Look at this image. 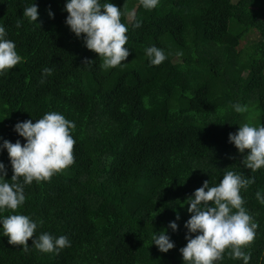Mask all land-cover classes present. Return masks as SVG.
Wrapping results in <instances>:
<instances>
[{
    "label": "trees",
    "instance_id": "1",
    "mask_svg": "<svg viewBox=\"0 0 264 264\" xmlns=\"http://www.w3.org/2000/svg\"><path fill=\"white\" fill-rule=\"evenodd\" d=\"M34 2L37 23L23 17ZM66 2L0 0V25L22 57L0 75V144L25 143L15 124L50 111L75 123L74 163L25 185L26 201L16 210L37 221L34 237L66 235L71 246L45 253L30 239L24 251L0 234V264H184L191 213L183 201L226 171L255 177L240 192L257 224L244 251L249 264H264V204L256 197L264 195V168H246L229 143L239 125H264V0H160L153 10L139 0H110L124 13L130 55L107 70L66 25ZM133 9L135 16L127 15ZM252 33L259 39L243 45ZM152 45L167 56L158 66L145 54ZM85 58L93 62L85 65ZM45 67L53 72L41 83ZM235 103L247 112L236 113ZM0 162L11 183L6 149ZM172 221L177 231L168 227ZM165 230L175 243L167 253L152 245L153 233ZM216 264L243 261L226 250Z\"/></svg>",
    "mask_w": 264,
    "mask_h": 264
},
{
    "label": "clouds",
    "instance_id": "2",
    "mask_svg": "<svg viewBox=\"0 0 264 264\" xmlns=\"http://www.w3.org/2000/svg\"><path fill=\"white\" fill-rule=\"evenodd\" d=\"M159 3L160 0H139V4L146 10L155 9ZM23 9V17L37 23L38 5L34 2ZM64 11L68 13L66 25L77 37H82L87 49L99 54L102 69L122 66V62L127 61L130 55L126 47L129 28L121 20L124 13L120 7L110 0H67ZM127 15L134 17L135 9ZM49 16L54 18L51 10ZM21 26L22 21L18 20L16 27ZM134 27H141L140 22ZM6 37V29L0 25V75L22 60L15 42ZM145 54L152 66H158L167 59L165 52L155 45L145 48ZM92 62L85 58V65ZM52 72V68L45 67L41 83L44 82L43 77L52 75ZM232 108L236 113L248 110L246 105L239 103L233 104ZM74 129L73 121L59 112L50 111L35 122L29 119L15 124L14 130L25 138V143L22 144L20 140L15 143L3 140L0 144V153L7 150L13 170L12 182L9 183L4 178L7 176L6 166L0 162V234L8 237L9 244L22 246L24 251H28L31 239V246L37 250L57 254L71 246L66 235L54 237L44 232L34 237L38 228L37 221L16 210L26 201L25 185H31L34 181H47L74 163L75 140L71 135ZM229 143L234 144L239 153L243 154L241 163L246 168L252 172L264 168V125H239L238 131L229 133ZM253 183L255 177L226 171L218 184L210 185L205 180L200 188L183 201L189 205L187 210L191 213L184 225L187 229V244L180 249L184 264H216L223 260L226 250L230 258L249 264L251 254L245 252L244 248L254 240L257 224L244 207L240 192L242 189L246 191ZM256 197L264 204L261 192L257 191ZM5 210H12L13 214L2 215ZM39 223L42 225L43 221ZM168 227L173 231L178 230L175 221L170 222ZM153 244L163 253L175 247L166 230L153 233Z\"/></svg>",
    "mask_w": 264,
    "mask_h": 264
},
{
    "label": "rangeland",
    "instance_id": "3",
    "mask_svg": "<svg viewBox=\"0 0 264 264\" xmlns=\"http://www.w3.org/2000/svg\"><path fill=\"white\" fill-rule=\"evenodd\" d=\"M259 39V35L252 33L250 34L244 41H243V45H248L250 44L253 40H258Z\"/></svg>",
    "mask_w": 264,
    "mask_h": 264
}]
</instances>
